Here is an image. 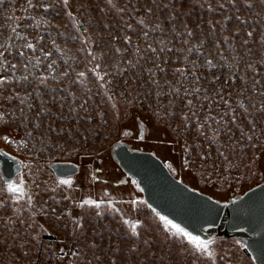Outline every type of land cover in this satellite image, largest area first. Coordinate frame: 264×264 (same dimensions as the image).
<instances>
[{
    "label": "rangeland",
    "instance_id": "obj_1",
    "mask_svg": "<svg viewBox=\"0 0 264 264\" xmlns=\"http://www.w3.org/2000/svg\"><path fill=\"white\" fill-rule=\"evenodd\" d=\"M0 80V147L36 191L17 202L0 177V264H254L229 239L190 255L108 150L220 200L264 179V0H0ZM57 160L79 165L70 186Z\"/></svg>",
    "mask_w": 264,
    "mask_h": 264
},
{
    "label": "water",
    "instance_id": "obj_2",
    "mask_svg": "<svg viewBox=\"0 0 264 264\" xmlns=\"http://www.w3.org/2000/svg\"><path fill=\"white\" fill-rule=\"evenodd\" d=\"M84 26L81 22L80 30ZM109 151L112 161L123 170L122 183L128 181L141 192L142 206L146 209L154 208L202 239L232 240L247 252L254 264H264V179L220 200L182 182L173 168L151 151L124 140L113 142ZM45 167L60 179L80 172L79 165L69 161L46 162ZM21 172L19 157L0 148L2 180L9 183L14 176H21Z\"/></svg>",
    "mask_w": 264,
    "mask_h": 264
},
{
    "label": "snow or ice",
    "instance_id": "obj_3",
    "mask_svg": "<svg viewBox=\"0 0 264 264\" xmlns=\"http://www.w3.org/2000/svg\"><path fill=\"white\" fill-rule=\"evenodd\" d=\"M111 0H109V3ZM29 4L31 5V0H29ZM64 4H68V0H64ZM70 15V14H69ZM191 34V33H189ZM251 35V33H249ZM28 48H33L32 44L27 45ZM47 55V54H46ZM12 67H15L14 65ZM80 76H83L84 73H80ZM4 81L0 80V84H2ZM127 134V133H125ZM142 138V137H141ZM5 141H8L7 137H4ZM60 184L63 185H71L72 181L70 179H63L59 181ZM135 183V181H133ZM7 191L15 198L17 202L19 200L23 199L26 195H28L23 186V181L17 182H9L7 184ZM28 203H31V196L28 195ZM84 204L92 205L96 208H100V203H97L92 200H86L83 202ZM151 207V205H149ZM153 212H156V210L153 208ZM156 215L159 216V219L163 222L164 229L167 232H170L172 236L183 238L184 241L190 246L189 247V254L192 256H197V254L206 256L209 260H214L215 253L211 250V245L214 243L212 240H205L202 239L198 235H194L184 227H181L179 224L174 223L171 219L167 218L166 216L160 215L159 212H156ZM125 224H129L130 222L128 220L124 221ZM139 222L131 223V234L133 236H138L137 228L139 227ZM195 264V261L193 262Z\"/></svg>",
    "mask_w": 264,
    "mask_h": 264
},
{
    "label": "flooded vegetation",
    "instance_id": "obj_4",
    "mask_svg": "<svg viewBox=\"0 0 264 264\" xmlns=\"http://www.w3.org/2000/svg\"><path fill=\"white\" fill-rule=\"evenodd\" d=\"M0 148H2V147H0ZM3 149V151H6L4 148H2ZM7 152V151H6ZM9 153V152H8ZM11 154V153H10ZM44 166H45V164H44ZM53 175H54V173H53ZM1 177V176H0ZM55 177V176H54ZM56 178V177H55ZM67 178H69V177H67ZM65 179V178H64ZM1 180H2V178H1ZM120 180L122 181V178H121V176H120ZM3 181V180H2ZM20 181H23V186H24V189H26L25 191H26V193L28 194V195H30L31 196V199L32 198H34L35 197V195H36V191L33 189V187H31V185H30V183H29V181L25 178V177H23V164H22V172H21V176H14V178L10 181V182H17V183H19ZM4 182V181H3ZM128 182V181H127ZM127 182H126V184H127ZM5 183V182H4ZM129 183V182H128ZM5 184H8V183H5ZM107 185H110V186H113L112 185V183H111V180H108L107 181V183H106ZM114 187V186H113ZM114 188H116V187H114ZM135 188V187H134ZM28 195H26L27 197H28ZM141 208L143 207L144 208V206H140Z\"/></svg>",
    "mask_w": 264,
    "mask_h": 264
},
{
    "label": "trees",
    "instance_id": "obj_5",
    "mask_svg": "<svg viewBox=\"0 0 264 264\" xmlns=\"http://www.w3.org/2000/svg\"><path fill=\"white\" fill-rule=\"evenodd\" d=\"M141 118H143L141 115H139V114H137V116H136V118H135V125H136V127L137 126H140V124H139V119H141ZM138 119V120H137ZM109 150H110V148H109ZM108 150V155H109V159L111 160V162H113V163H115L114 161H112V159H111V156H110V151ZM98 160V159H97ZM99 161V160H98ZM116 164V163H115ZM88 166H90V164L88 165ZM116 166H117V168H118V171H120L121 172V174H122V171L123 170H121L120 168H119V166L116 164ZM90 169H91V166L89 167ZM95 169V170H94ZM94 169H92L93 171H92V174H93V172L94 173H97L98 171H99V168L97 167V166H94ZM174 170V169H173ZM100 172V171H99ZM176 175V174H175ZM58 180H61V179H58ZM109 179L107 178V177H105L104 178V180H103V184L105 185L106 183H107V181H108ZM135 190H136V188H135ZM138 193H141L140 191H138V190H136Z\"/></svg>",
    "mask_w": 264,
    "mask_h": 264
}]
</instances>
